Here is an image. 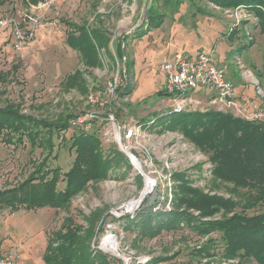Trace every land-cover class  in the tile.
<instances>
[{
    "label": "rangeland",
    "instance_id": "374dc122",
    "mask_svg": "<svg viewBox=\"0 0 264 264\" xmlns=\"http://www.w3.org/2000/svg\"><path fill=\"white\" fill-rule=\"evenodd\" d=\"M21 1L10 0L0 5V18L19 22L28 12L27 5ZM215 5L210 0H56L41 19L33 42L20 54H12L7 46L9 30L0 31V108L18 106L22 114L37 120L55 121L71 117L70 129L53 137V152L48 157L50 169L59 168L65 173L75 157L74 151L69 149L72 132L76 129L72 122L91 110L87 94L105 86L116 62L121 85L124 83V61L128 63V100L122 104L129 117L141 125L171 111L166 98L155 94L162 91L164 78L158 72L159 64L163 59L175 56L195 57L212 52L213 64L227 66V77L235 89L240 93L248 91L260 105L264 101V36L257 26V18L241 6L222 9ZM150 17L163 21L158 28L146 32ZM64 23H86L89 28L100 27L107 33L110 56L101 50L99 68L86 67L78 53L65 45L68 29ZM122 40H126L123 48L125 60L115 54ZM75 72L81 75V81L79 86L70 88L66 78ZM252 79L257 81L258 87ZM211 96L212 93L205 90L194 91L195 98ZM199 101L200 104L184 113L215 112L204 100ZM153 129L150 131L156 143L166 147L173 143L171 139L175 142L173 134L179 133L160 126ZM98 140L101 157L108 164V177L89 183L84 191L72 198L66 209L1 211L0 254L15 257L18 264H43L46 243L65 220L86 227L91 214L99 211L103 213L98 225L102 231L97 236L96 248L111 259H120L122 264V260L128 262L126 259H130L129 264H137L140 258L144 260L141 264H147L158 257L170 258L162 264H258L252 257L226 258L217 231L199 234L183 224L172 230L166 228V221L160 220L154 236L145 235L142 228L129 225L126 219L137 222L134 217L150 208L153 214H166L169 212L166 204L171 211L181 184L177 175H183L190 188L235 204L232 212L219 210L203 218L204 221L234 215H259L264 211V178L242 186L221 181L213 175L214 166L208 154L189 142L203 156V161L194 165L185 159V153L177 144L173 154L174 170L158 168L159 174L155 176L159 179L157 191L153 196L145 197L131 213L124 207L140 199L143 179L128 161L126 164L115 160L117 154H122L100 131ZM157 152V149L150 151L153 157ZM159 153L156 156H160ZM46 157V151L33 147L26 140L16 143L0 137V190L23 182ZM57 187L61 188L62 184L59 182ZM189 212L199 215L193 210ZM109 241L115 246L113 252L106 249ZM206 246L209 247L208 253H198Z\"/></svg>",
    "mask_w": 264,
    "mask_h": 264
},
{
    "label": "trees",
    "instance_id": "16d2710c",
    "mask_svg": "<svg viewBox=\"0 0 264 264\" xmlns=\"http://www.w3.org/2000/svg\"><path fill=\"white\" fill-rule=\"evenodd\" d=\"M10 0H0V5ZM37 0H32L36 3ZM215 6L222 9H235L241 6L257 18V26L264 36V0H210ZM150 17L147 31L158 28L162 21ZM67 27L65 45L78 53L80 60L89 69L99 68L101 63L99 54L103 50L109 55V39L107 33L100 27L89 28L86 23L80 25L64 23ZM140 32V31H139ZM124 42H119L116 56L124 57ZM264 58V52H263ZM125 63L126 87L121 95H126L128 86L127 69ZM81 75L75 72L66 78L70 88L79 86ZM158 97H165L162 91L157 92ZM161 113L156 120L149 123L150 129L160 126L181 133L189 142L203 153L209 155L214 166L215 178L231 182L235 186L246 185L264 178V123L247 122L234 117L230 113L207 112L197 113ZM169 115V116H168ZM72 118L55 121L37 120L24 115L18 106L0 108V137L16 143L28 141L33 147L46 151L47 157L36 166L34 172L23 182L10 189L0 190V212L9 210L17 212L20 209L35 211L37 209H66L70 201L78 193L84 191L89 183L105 180L108 177L107 161L101 157L98 135L100 125L96 122L94 128L85 133L79 129L72 132L70 150L75 157L70 169L61 173L59 168L50 169L48 157L53 152V137L59 136L70 129ZM149 124H144L147 127ZM154 130V129H153ZM116 161L125 162L124 155L117 154ZM126 158V157H125ZM127 164V163H126ZM180 180L175 207L168 213L153 214L144 210L135 218L126 219L131 226L142 228L145 235H153L159 226L160 220L166 221L167 229H177L181 224L199 234L217 231L223 243L224 256L249 258L258 264H264V211L255 216L246 217L234 215L217 221H204L219 210L232 212L235 204L217 196H209L199 190L190 188L183 175H177ZM62 187H57L58 183ZM190 210L198 212L194 216ZM102 212L91 214L86 227L75 225L65 220L60 229L48 239L42 261L44 264H122L120 259L110 258L96 248L97 236L102 229L99 222ZM123 219V218H122ZM132 220V221H131ZM156 220L158 223H153ZM94 247V248H93ZM209 247H203L198 253H208ZM197 253V254H198ZM205 256V255H204ZM170 258L158 257L151 259L147 264H162Z\"/></svg>",
    "mask_w": 264,
    "mask_h": 264
},
{
    "label": "built area",
    "instance_id": "2783aa9c",
    "mask_svg": "<svg viewBox=\"0 0 264 264\" xmlns=\"http://www.w3.org/2000/svg\"><path fill=\"white\" fill-rule=\"evenodd\" d=\"M21 2L31 5V0H22ZM55 2L56 0H44L28 7V12L26 11L22 15L19 22L11 18H0V31L9 30L6 42L12 54H20L33 42L36 29L41 26V19ZM236 64L241 67L240 63L236 62ZM158 72L164 77L162 92L165 94L172 113L188 111L200 104L194 100V91L201 89L212 93V96L207 98L206 105L213 107L214 111L230 113L247 122L264 123V110L259 105L250 100L245 101L244 104L237 102L235 87L227 77V66L216 67L213 64L212 52L209 54L200 53L195 57L182 55L163 59L159 64ZM123 79L124 83L121 85L119 66L116 62L105 86L87 94L86 100L91 110L89 109L90 111L74 119L72 126L88 133L94 128V122L100 125V133L116 145L132 169L143 179L140 196H143L144 199L153 196L157 191L159 179L155 176H158L159 169L174 170L173 154L177 144L180 145V150L185 153V159L191 164H200L203 161V156L200 151L194 150L193 146L179 133L173 134L175 142L171 139L173 143L169 147L156 143L157 140L150 131L152 123H148L147 127L136 123L123 107L122 103L128 100L126 95H121L127 85V81L125 78ZM252 82L258 87L257 81L252 79ZM103 124L104 126L101 127ZM152 149H157L160 156H156L157 153H154L153 157L150 153ZM147 169L148 172L145 171ZM150 179H153L154 184L146 193L147 182ZM165 206L166 211H170L169 205ZM138 207L139 205L135 210ZM126 260L129 262L130 259ZM140 260L137 264L144 261ZM122 261L125 263V260ZM0 264H18V262L13 256L0 254Z\"/></svg>",
    "mask_w": 264,
    "mask_h": 264
},
{
    "label": "crops",
    "instance_id": "0c3cea01",
    "mask_svg": "<svg viewBox=\"0 0 264 264\" xmlns=\"http://www.w3.org/2000/svg\"><path fill=\"white\" fill-rule=\"evenodd\" d=\"M39 2H42V1L37 0L36 3H32V0H31V2H30L31 5H27V9H28V7L30 8V6L36 5V4L39 3ZM24 5H26V4H24ZM31 43H32V42H31ZM31 43H30V44H31ZM235 91H236V95H237V102H238L239 104H244V102H245V101H248V100L253 101L254 103H256V102H255V98H253V96H251V93H248V91L245 90L244 93H240L238 89H235ZM194 100H195V101H198V102H201V101H199V100H204L203 102L207 103V98H206V97H202V98H195V97H194ZM256 104H257V103H256ZM259 107L262 108V109L264 110V101L260 103ZM42 262H43V261H42ZM43 264H44V263H43ZM166 264H167V263H166Z\"/></svg>",
    "mask_w": 264,
    "mask_h": 264
},
{
    "label": "bare ground",
    "instance_id": "6f19581e",
    "mask_svg": "<svg viewBox=\"0 0 264 264\" xmlns=\"http://www.w3.org/2000/svg\"><path fill=\"white\" fill-rule=\"evenodd\" d=\"M152 184H154V182H153V179H150L148 182H147V187H146V193H147V191L152 187ZM140 200L141 199H139V200H137V201H135V202H132V203H130L129 205H126L124 208H125V210H127V211H130V212H132L136 207H137V205L140 203ZM114 248H115V246H114V244H112L110 241L107 243V246H106V249L107 250H110V251H114ZM126 264H129V262H125ZM124 263V264H125Z\"/></svg>",
    "mask_w": 264,
    "mask_h": 264
},
{
    "label": "water",
    "instance_id": "95a60500",
    "mask_svg": "<svg viewBox=\"0 0 264 264\" xmlns=\"http://www.w3.org/2000/svg\"><path fill=\"white\" fill-rule=\"evenodd\" d=\"M147 1V0H146ZM147 8V3L144 5V9H146ZM140 22H139V24L137 25V28L140 26ZM122 42H124V40H122ZM123 60H125V58L123 57ZM125 61H124V69H123V73H124V75H125ZM141 200H140V202L142 201V199H143V196H140L139 197ZM101 252H103V253H105L103 250H101ZM124 264V263H123ZM126 264V263H125Z\"/></svg>",
    "mask_w": 264,
    "mask_h": 264
}]
</instances>
